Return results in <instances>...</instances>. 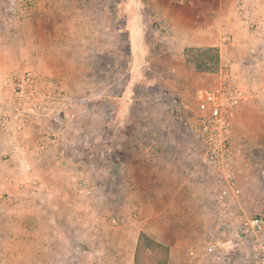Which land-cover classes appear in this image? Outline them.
I'll use <instances>...</instances> for the list:
<instances>
[{"label": "rangeland", "instance_id": "obj_1", "mask_svg": "<svg viewBox=\"0 0 264 264\" xmlns=\"http://www.w3.org/2000/svg\"><path fill=\"white\" fill-rule=\"evenodd\" d=\"M140 1L32 0L31 9L22 14L13 3L16 0H0L3 53L18 57L20 33L34 52L32 42L42 30L43 38H57L58 44L45 47L60 56L56 61L32 62L37 69L54 67L57 71L50 76L22 67L18 58L8 61L12 71L0 70V118L14 112L13 80L25 71L43 77L40 90L45 101H50L52 93L64 95L51 102L48 114L32 125L10 124L14 132L23 131L13 140L17 146L13 157L6 148L10 139L3 134L10 128L0 125V264H115L117 252L138 229L169 247L168 264H244L243 260L256 264L245 259L249 242L238 243L234 234L212 235L216 225L212 219H179L194 212V206L133 202L135 193L126 184L138 177L134 168L148 165L146 155L155 147L146 135H137V122L145 121L150 111L167 116L166 103L172 115L183 118L195 133L200 93L223 79L231 82L226 63L214 72L188 65L185 49L181 57L179 46L165 44V30L154 13L145 18L149 17L153 28H128L126 24L139 16L131 9ZM104 6L107 13L101 14ZM45 7L54 11H44ZM134 31L138 38L132 45L128 34ZM123 88L129 101L119 107ZM258 115L254 110L252 116ZM245 150L237 179L239 192L234 203L223 206L240 216L238 222L257 215L264 219V175L260 173L264 152L258 143ZM201 153L199 145L198 164ZM80 175L86 178L90 193L79 186ZM141 175L145 183L155 179L147 172ZM207 179L210 193L218 192V180L209 175ZM213 239L228 248V260L211 259L207 244Z\"/></svg>", "mask_w": 264, "mask_h": 264}, {"label": "crops", "instance_id": "obj_2", "mask_svg": "<svg viewBox=\"0 0 264 264\" xmlns=\"http://www.w3.org/2000/svg\"><path fill=\"white\" fill-rule=\"evenodd\" d=\"M141 1L138 6L135 8L133 6L131 9L132 13L139 14V16L133 17L126 24L128 28L134 30L153 28L149 17L147 21L145 18H147V14L149 16V13H154L159 17L161 27L165 30V44L179 46L181 57H183L185 48L217 47L220 53V68L223 63H226L228 67L226 70L231 82L239 83L250 91L251 100L244 103L245 106H241L237 112L231 135L236 178L238 179L240 166L243 164L241 153L243 154L246 148L251 149L252 145L257 143L260 145V150L264 152V0ZM106 9L107 7L104 6L100 13H107ZM43 10L54 11L49 7H45ZM41 17L47 18L46 15ZM9 27L14 26L9 25ZM128 35L131 44H135L138 38L137 31L129 32ZM20 37V52L17 58L22 67L37 69L36 63L34 65L33 63L40 59L48 61L60 59V56L51 47H45L47 43L50 46L58 44L57 38L51 36L43 38L41 30L39 36L32 42L35 50L32 52L28 48V38L22 36L21 33ZM22 37L24 38L22 39ZM2 38L0 35V70L10 72L12 68L8 61L17 59L15 57L17 54L10 55L2 52V47L6 46L4 38ZM66 55L71 57L69 53ZM37 70L49 76L57 71L52 66ZM50 87L49 85L48 89L45 88L47 92L51 91ZM125 92H128L126 88L119 92V101H117L119 107H122L125 101H129V98H125ZM164 106L165 108H163L167 109L166 112H169L167 116H155V112L150 111L151 115L145 118L146 122L143 118L142 122H137V135H146L149 140L154 142L155 147L152 152L150 151L146 155L148 165L139 164L138 170L134 168L138 177L134 176L131 182L126 184H131L132 192L135 194L138 192L137 196L131 195L134 199L133 202L163 203L169 206L188 204L194 206L195 211L183 214L179 218L180 220L200 222L210 218L214 226V221L216 222V217L219 214L227 216L229 213L234 214L235 212L228 213L227 210H224L223 206L228 204L217 201V192L210 193L208 174L196 162L199 143L195 133L187 127L183 118L172 115L166 103ZM254 110L259 114L258 116H252ZM65 123L68 122L65 121ZM73 125L75 127V124ZM67 127V125L64 127V131L67 130ZM9 130H5L3 134L10 139V145L6 148L9 150V156L13 157L17 149L13 140L17 135L19 136L18 133H23V131L15 130L14 132L11 128ZM124 168L122 165L121 172L125 171ZM143 172L152 174L155 181L153 180L152 183V178H149L145 183L141 175ZM260 173L264 175V160L261 162ZM158 178L162 180V183L156 182ZM261 180L264 182V178ZM121 188H124L123 182ZM136 189H146L148 192L140 195L139 191H134ZM234 201L235 199L232 198L231 203ZM139 233V229L133 231L129 244L126 247L122 246L123 248L117 252L115 264H133ZM211 233L216 235V226L211 228Z\"/></svg>", "mask_w": 264, "mask_h": 264}, {"label": "built area", "instance_id": "obj_3", "mask_svg": "<svg viewBox=\"0 0 264 264\" xmlns=\"http://www.w3.org/2000/svg\"><path fill=\"white\" fill-rule=\"evenodd\" d=\"M13 3L22 14L32 7V0H16ZM13 83L16 104L12 114L5 113L0 118V125L4 128H10V124L16 125L17 128L30 126L35 120L37 122V119L48 114L51 102L64 98L61 92H56L49 96V102L45 101L46 98L40 90L45 84L43 77L29 70L14 77ZM251 97L247 90L227 79L203 90L198 96L194 129L202 150L200 166L206 174L218 180L217 201L222 204L229 205L239 192L231 135L237 112ZM36 148L38 149V146ZM78 184L86 193L91 192L83 175L78 177ZM239 218L235 213H229L227 216L219 214L216 217V234H234L238 243L244 240L249 242L250 251L246 252L245 259L251 258L256 264H264V219L257 215L238 222ZM112 223H117V220L112 219ZM227 249L217 239L207 244V251L216 262L228 260ZM239 251L238 249V253ZM242 263L246 264L247 260Z\"/></svg>", "mask_w": 264, "mask_h": 264}, {"label": "trees", "instance_id": "obj_4", "mask_svg": "<svg viewBox=\"0 0 264 264\" xmlns=\"http://www.w3.org/2000/svg\"><path fill=\"white\" fill-rule=\"evenodd\" d=\"M193 54L191 59L189 57ZM185 61L199 71L214 72L220 66V56L217 47L185 48ZM169 247L140 232L134 251L133 264H168Z\"/></svg>", "mask_w": 264, "mask_h": 264}]
</instances>
